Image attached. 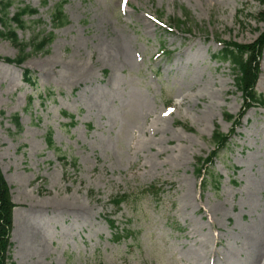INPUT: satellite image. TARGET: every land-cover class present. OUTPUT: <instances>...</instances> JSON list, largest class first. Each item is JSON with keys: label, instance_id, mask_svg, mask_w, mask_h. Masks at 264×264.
<instances>
[{"label": "rangeland", "instance_id": "374dc122", "mask_svg": "<svg viewBox=\"0 0 264 264\" xmlns=\"http://www.w3.org/2000/svg\"><path fill=\"white\" fill-rule=\"evenodd\" d=\"M10 1L8 18L37 12L12 24L16 45L52 41L0 60L8 264H264V108L233 128L244 102L219 59L264 33V0ZM18 55L0 37V58ZM215 131L233 134L202 166Z\"/></svg>", "mask_w": 264, "mask_h": 264}, {"label": "trees", "instance_id": "16d2710c", "mask_svg": "<svg viewBox=\"0 0 264 264\" xmlns=\"http://www.w3.org/2000/svg\"><path fill=\"white\" fill-rule=\"evenodd\" d=\"M61 3L56 7L53 12L52 21L56 26H64L66 24L65 17L62 15ZM14 6V2L10 0H1L0 1V24L2 26L3 32L0 31V37L6 38L10 40L13 44H15L16 48L19 51V55L16 59H2L4 62L8 64H15L17 66L21 65L26 58L30 56V54H37L39 52H43L47 43L52 41V35L48 34L43 37L38 43L35 40H32L30 43H18L16 35L14 33V29L11 27L14 24L16 27H23V17L24 16H33L37 12L34 9L29 7L17 8L16 13L11 18H8L9 9ZM260 19L264 20V12L259 14ZM182 24L181 21L175 22L176 26H180ZM222 47V51L219 52V59L228 62L232 68V73L234 76V87L237 92H239L242 96L244 105L242 107V111L238 114V117L235 120L237 124L233 125L235 129L240 122L242 116L249 108L253 106H258L264 108V98L260 95H257L255 92V86L258 81V76L260 72V59L264 49V33H262L258 39L249 45H241L236 43H220ZM27 49H30V53H25ZM25 78H28V73L24 74ZM66 115V114H65ZM70 118V123L74 124V118L72 116L66 115ZM233 117L228 116L226 118L227 121H231ZM17 124V123H16ZM233 131L227 135H223L218 131H215L212 134V143L215 149L209 154V156L205 160L198 159V162L202 163V166L210 165L212 160L218 155V153L224 149L230 137L232 136ZM48 148L53 149L56 153L61 154L58 149L55 150L53 142L50 137L47 139ZM63 155V154H61ZM63 166H71L75 167V162L66 163L65 158L62 159ZM204 162V163H203ZM200 165L196 169L197 176H201V168ZM206 171V170H205ZM209 180L213 179V177L209 174ZM203 185L206 186L207 179L203 177ZM157 188L155 186L147 187V192L154 193ZM125 199L124 196H119L116 200H112L115 202L114 207H118ZM16 206L12 202L11 194L9 186L7 185L3 174L0 169V264H8L10 260L9 252L12 248V243L10 241V234L13 225L12 213ZM110 224L113 226V222L110 221ZM124 231H119L116 229V236H122L121 233ZM127 233V231L125 232Z\"/></svg>", "mask_w": 264, "mask_h": 264}, {"label": "bare ground", "instance_id": "6f19581e", "mask_svg": "<svg viewBox=\"0 0 264 264\" xmlns=\"http://www.w3.org/2000/svg\"><path fill=\"white\" fill-rule=\"evenodd\" d=\"M36 240H38V238H36Z\"/></svg>", "mask_w": 264, "mask_h": 264}]
</instances>
